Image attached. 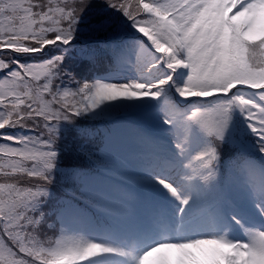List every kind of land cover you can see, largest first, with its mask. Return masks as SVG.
Returning a JSON list of instances; mask_svg holds the SVG:
<instances>
[{
	"label": "snow or ice",
	"instance_id": "1",
	"mask_svg": "<svg viewBox=\"0 0 264 264\" xmlns=\"http://www.w3.org/2000/svg\"><path fill=\"white\" fill-rule=\"evenodd\" d=\"M0 264H264V0H0Z\"/></svg>",
	"mask_w": 264,
	"mask_h": 264
},
{
	"label": "trees",
	"instance_id": "2",
	"mask_svg": "<svg viewBox=\"0 0 264 264\" xmlns=\"http://www.w3.org/2000/svg\"><path fill=\"white\" fill-rule=\"evenodd\" d=\"M99 75H107V73H99ZM89 123L92 131L96 132L98 137H102L107 129L113 127V124L108 121ZM116 126L129 132L139 131L151 135L158 134V130L154 127V125L142 116L124 117ZM115 179L121 181L122 189L132 195L143 192L142 186L130 176L120 175L116 176Z\"/></svg>",
	"mask_w": 264,
	"mask_h": 264
},
{
	"label": "rangeland",
	"instance_id": "3",
	"mask_svg": "<svg viewBox=\"0 0 264 264\" xmlns=\"http://www.w3.org/2000/svg\"><path fill=\"white\" fill-rule=\"evenodd\" d=\"M146 134V133H145Z\"/></svg>",
	"mask_w": 264,
	"mask_h": 264
}]
</instances>
